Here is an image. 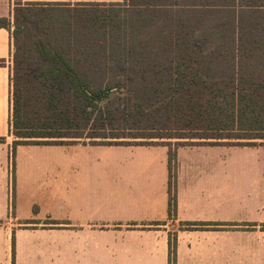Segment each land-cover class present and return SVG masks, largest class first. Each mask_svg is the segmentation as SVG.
Masks as SVG:
<instances>
[{
	"label": "crops",
	"instance_id": "0c3cea01",
	"mask_svg": "<svg viewBox=\"0 0 264 264\" xmlns=\"http://www.w3.org/2000/svg\"><path fill=\"white\" fill-rule=\"evenodd\" d=\"M15 5L0 0V16L13 19ZM0 58V264H169L174 233L177 264H264L263 139L177 145L170 214L167 143H30L13 154V39L5 27ZM189 221L211 224L187 228Z\"/></svg>",
	"mask_w": 264,
	"mask_h": 264
},
{
	"label": "trees",
	"instance_id": "16d2710c",
	"mask_svg": "<svg viewBox=\"0 0 264 264\" xmlns=\"http://www.w3.org/2000/svg\"><path fill=\"white\" fill-rule=\"evenodd\" d=\"M198 1L78 3L111 10V16L101 17L102 25L110 22L114 26L110 35L119 46L112 49L115 60L125 57L124 63L110 66L115 81L94 87L64 53L50 49L39 35L36 47L41 61L20 56L19 38L34 23L27 10L62 3L22 4L16 0L14 18L0 16V27L7 28L13 39L9 129L15 137L13 154L18 144L81 139L132 144L97 140L125 137L128 132L132 137L205 138L211 143L264 140V0ZM117 17L129 24L127 30L116 23ZM156 18L162 27L171 29L148 33L147 38L132 43L140 37L142 27ZM130 58L136 59L135 64L126 62ZM24 59L28 60L25 70ZM103 69L105 73L107 69ZM31 78L40 82L34 88L42 93H24ZM124 88L135 95L113 96L115 89ZM34 137L46 139H31ZM66 137L69 140L63 139ZM169 161V213L176 214V152L171 148ZM185 224L199 228L211 222ZM169 264H177L176 233L169 238Z\"/></svg>",
	"mask_w": 264,
	"mask_h": 264
},
{
	"label": "rangeland",
	"instance_id": "374dc122",
	"mask_svg": "<svg viewBox=\"0 0 264 264\" xmlns=\"http://www.w3.org/2000/svg\"><path fill=\"white\" fill-rule=\"evenodd\" d=\"M109 8L101 7H90L85 5H80L76 3L61 4L58 7H45L43 5H34L27 10L28 15L34 20L32 26H28L30 29L24 30L19 38V54L23 58L26 57L32 62H39L41 58L39 57L36 39L38 35L45 41L46 45L52 50H59L64 53L79 69V71L86 76V78L91 82L94 87L105 86L109 83L115 81V79L110 75V68L117 63H124V58L121 60H115L114 53L115 47L119 46L112 42L117 41L115 36H111L110 33L114 26L110 22L102 25L103 21L101 17L111 16V10ZM122 14V13H120ZM122 16V15H121ZM120 17V16H119ZM118 20L116 23L119 24L123 29L129 27V24H125L124 19L116 18ZM153 23H159L153 25V23L142 27V32L140 37H136V41L132 43H138L139 38H147L148 33L152 34L154 32L159 33V30H168L171 28L162 27L161 21ZM110 23V24H109ZM112 28V29H111ZM128 39V38H127ZM129 42L128 40L126 43ZM114 47V48H113ZM122 48H124L122 46ZM121 56V55H120ZM27 59H24L22 63L23 70L27 66ZM136 60V59H135ZM135 60L132 58L127 59L128 64H135ZM125 62V64H126ZM111 66V67H110ZM107 69L104 73V69ZM120 76V75H119ZM123 79L124 77H120ZM40 86V82L31 78V82L25 89V94H35L42 93L43 91H37L34 87ZM113 96H134L135 92L129 88H124L123 90H114ZM132 133V132H128ZM126 134L125 137L120 138H97V140H121L127 143H144V144H154V143H167L172 150L178 145L179 141H186V143L192 142H203L207 139L203 138H177V137H132ZM12 139H15L14 135H11ZM31 139H46L34 137ZM69 140V138H63ZM89 141V138H85ZM209 140V139H208ZM212 140V139H211ZM83 141V139H81ZM238 141V140H232ZM244 141H261V140H244ZM236 143V142H231Z\"/></svg>",
	"mask_w": 264,
	"mask_h": 264
}]
</instances>
